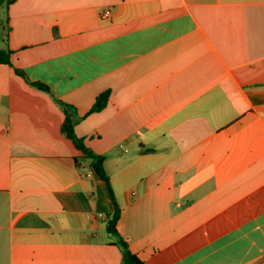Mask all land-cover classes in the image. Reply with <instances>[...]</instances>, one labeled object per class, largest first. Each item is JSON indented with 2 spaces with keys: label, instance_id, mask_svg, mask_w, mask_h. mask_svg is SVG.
I'll list each match as a JSON object with an SVG mask.
<instances>
[{
  "label": "crops",
  "instance_id": "obj_1",
  "mask_svg": "<svg viewBox=\"0 0 264 264\" xmlns=\"http://www.w3.org/2000/svg\"><path fill=\"white\" fill-rule=\"evenodd\" d=\"M6 26L0 264L123 263L56 100L145 264H264V0H15Z\"/></svg>",
  "mask_w": 264,
  "mask_h": 264
},
{
  "label": "trees",
  "instance_id": "obj_2",
  "mask_svg": "<svg viewBox=\"0 0 264 264\" xmlns=\"http://www.w3.org/2000/svg\"><path fill=\"white\" fill-rule=\"evenodd\" d=\"M14 2L15 0H0V8L3 6L9 7ZM0 65H11L10 50L0 48ZM16 73L20 76H23L22 72L19 70H16ZM31 84L36 88H38L39 90L50 93V89L44 84L41 83H31ZM108 99H109V93H104L100 95L90 112L93 113L103 110L108 103ZM56 102L66 112V119L62 126V132L68 139H70L74 143L76 148L82 152L83 154L82 158L91 160V166L93 171L106 184V187L108 189V195L113 205V212L110 215H108L107 231L112 237L115 238L114 244L118 246L122 252L123 255L122 264H145L142 260L139 259L137 255H135L130 250L128 243L120 236V234L117 231V223L120 219L121 209L119 208L118 203L116 201L114 191L110 182V177L105 168V158L91 151L85 145L84 139L77 136V134L75 133V124L78 121V118L73 112H69L66 110L69 109L68 105L59 100H56Z\"/></svg>",
  "mask_w": 264,
  "mask_h": 264
},
{
  "label": "rangeland",
  "instance_id": "obj_3",
  "mask_svg": "<svg viewBox=\"0 0 264 264\" xmlns=\"http://www.w3.org/2000/svg\"><path fill=\"white\" fill-rule=\"evenodd\" d=\"M6 7L3 6L0 10V48L3 46V39H5L6 31ZM114 239V237H112Z\"/></svg>",
  "mask_w": 264,
  "mask_h": 264
},
{
  "label": "built area",
  "instance_id": "obj_4",
  "mask_svg": "<svg viewBox=\"0 0 264 264\" xmlns=\"http://www.w3.org/2000/svg\"><path fill=\"white\" fill-rule=\"evenodd\" d=\"M110 15H111V11H110V10H107V11H105V12L103 13L102 18H109Z\"/></svg>",
  "mask_w": 264,
  "mask_h": 264
}]
</instances>
